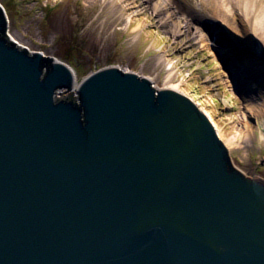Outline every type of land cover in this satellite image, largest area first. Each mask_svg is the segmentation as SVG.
I'll list each match as a JSON object with an SVG mask.
<instances>
[{
    "label": "water",
    "instance_id": "water-1",
    "mask_svg": "<svg viewBox=\"0 0 264 264\" xmlns=\"http://www.w3.org/2000/svg\"><path fill=\"white\" fill-rule=\"evenodd\" d=\"M7 30L0 5V264H264V181L189 97Z\"/></svg>",
    "mask_w": 264,
    "mask_h": 264
},
{
    "label": "rangeland",
    "instance_id": "rangeland-1",
    "mask_svg": "<svg viewBox=\"0 0 264 264\" xmlns=\"http://www.w3.org/2000/svg\"><path fill=\"white\" fill-rule=\"evenodd\" d=\"M169 1L175 14L190 13L197 23L202 20L206 29L207 24L217 25L207 10L212 5L210 0ZM0 3L8 15L10 35L30 51H41L71 67L78 81L98 69L116 66L147 77L156 88L177 86L175 90L210 114L222 139L235 138L227 147L235 166L264 181V111L249 114L247 107L252 102L245 99L243 89L237 87L238 92L231 87L223 56L211 47L217 43H209L211 36H220L219 31H205L208 44L194 42L186 28L174 35L169 23H162L145 0ZM254 37L253 44L247 41L248 49L235 45L237 52L251 55L257 51ZM222 40L233 43L234 39L227 33ZM250 88L256 92L251 96H260V89Z\"/></svg>",
    "mask_w": 264,
    "mask_h": 264
},
{
    "label": "bare ground",
    "instance_id": "bare-ground-1",
    "mask_svg": "<svg viewBox=\"0 0 264 264\" xmlns=\"http://www.w3.org/2000/svg\"><path fill=\"white\" fill-rule=\"evenodd\" d=\"M145 1L150 4V7L153 8L155 13L160 15V21H162V23H169V28L171 29V32L174 33V35L181 34L183 28H186V31L193 38L194 42H206L208 44L207 33L205 32L207 29L204 25H201L202 28L200 27L202 20H198L197 23L193 19L194 16L192 18V14L187 12H183L180 15L175 14V10H172V7L170 6L171 2L169 0ZM210 1L212 2V5L210 8L207 7V10L209 13H211L214 20L217 21V26L211 25V29H216L217 31L221 29L219 33L222 36L229 33L235 42H237V44L246 49H248L247 41L253 44L252 38L255 36V44L257 45L258 49L257 51L255 49L253 51L251 50V55L248 53L246 54L245 52H237L238 48L235 47V44H227L228 42L225 43L224 40H222L219 36L216 39V42H219V45H216V47L220 49L219 51L223 56V65L225 67V71H229L230 76L228 81L231 83V87L235 89L237 87L243 89L241 92L246 96L245 99L248 102H252L251 104H248L247 112L254 115L260 114L264 111V0ZM187 4L190 5V3ZM205 5L206 4H204V6ZM185 13L188 15H185ZM169 18H171V20ZM240 32L243 36H248L249 40H246L247 38H242ZM8 34L12 40H15L10 35V31H8ZM209 40V43H211L212 39ZM16 43L21 47H25L18 41H16ZM241 57L246 59L241 61ZM251 85L255 87L256 90L260 89V96H258V94L255 95V97L251 96L253 92L256 93L255 89L250 88ZM176 88L177 86H166L165 88L157 89L175 90ZM194 103L203 113L209 117V120L214 125L219 138L223 141L226 147L232 146L236 141L235 138L222 139L219 129L211 119L210 114L202 110L197 102ZM243 117L245 118V116ZM246 175L254 180L263 181L259 177H256L253 172Z\"/></svg>",
    "mask_w": 264,
    "mask_h": 264
}]
</instances>
